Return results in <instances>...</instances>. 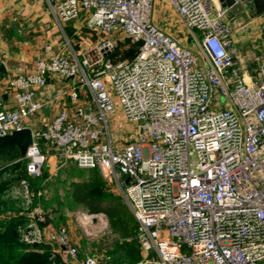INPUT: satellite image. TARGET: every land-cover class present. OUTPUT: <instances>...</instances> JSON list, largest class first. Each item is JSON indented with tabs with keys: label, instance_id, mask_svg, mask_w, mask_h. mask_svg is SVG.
Wrapping results in <instances>:
<instances>
[{
	"label": "built area",
	"instance_id": "1",
	"mask_svg": "<svg viewBox=\"0 0 264 264\" xmlns=\"http://www.w3.org/2000/svg\"><path fill=\"white\" fill-rule=\"evenodd\" d=\"M46 1L64 19L86 11L84 25L104 36L82 58L46 43L32 71L7 77L0 96L12 101L0 100V136L32 128L28 176L41 174L51 151L61 164L101 170L135 215L146 253L138 263L85 253L68 222L47 242L49 264L58 254L72 264H264V52L249 69L232 41L230 7L167 0L190 46L155 20L157 0ZM236 1L245 11L254 0ZM126 38L136 52L118 57ZM51 75L72 80L61 95L73 107L32 126L50 102L38 91ZM117 109L128 131L112 119ZM28 176L20 179L27 208L35 195ZM26 216L22 239L46 242L43 210Z\"/></svg>",
	"mask_w": 264,
	"mask_h": 264
},
{
	"label": "crops",
	"instance_id": "2",
	"mask_svg": "<svg viewBox=\"0 0 264 264\" xmlns=\"http://www.w3.org/2000/svg\"><path fill=\"white\" fill-rule=\"evenodd\" d=\"M254 13V6H249L247 10L238 14L232 10L229 13L230 16L237 18L235 31L232 34L233 44L238 49L241 59L249 64V69L256 66L255 56L264 52V13L258 15ZM87 16L88 13L82 10L78 16L64 19L51 11L46 0H0V66L5 65V71H0V89L6 92L7 77L17 72L33 70L36 60L46 54L44 49L46 43L52 45L51 52L71 51L82 58L104 36L100 30L90 29L84 25ZM175 18V11L168 1L157 0L155 20L173 32L183 43L193 46L190 33L188 36L181 35L180 29L185 26ZM122 45L120 47L126 50L128 44L122 43ZM122 49L118 51V57L129 58L135 53L127 56ZM71 85V79L49 76L47 84L38 91V97L49 99L50 102L30 120L29 124L43 126L55 113L62 109H71L73 103L69 96L61 95ZM59 94L61 97H56ZM1 99L4 103L10 102L12 96L5 93L0 97ZM47 160L52 167L49 174L51 176L60 160L52 151L49 152ZM5 169L7 170L8 167L3 170Z\"/></svg>",
	"mask_w": 264,
	"mask_h": 264
},
{
	"label": "rangeland",
	"instance_id": "3",
	"mask_svg": "<svg viewBox=\"0 0 264 264\" xmlns=\"http://www.w3.org/2000/svg\"><path fill=\"white\" fill-rule=\"evenodd\" d=\"M188 33L189 31L186 27L180 29L181 35L188 36ZM122 43H124V45L128 44L126 50L121 48L123 46ZM122 43L119 44V47H121L118 48V51L122 49V52H124L125 55L128 54L131 56L135 50L133 46L131 47L132 43L130 39L126 38ZM118 51L116 56H118ZM112 119H115L123 129L127 131L129 130L128 123L124 119L120 109H117ZM11 159L10 155L0 152V167L9 163ZM54 167L55 165L53 168ZM51 168L52 167L46 158L42 165L41 172V174H43V182L40 181L39 184L32 185V191L34 193L37 191L41 192V194L36 195V206H30L28 208L26 205L18 206L19 212L23 214H26L29 209L37 207H40L43 210L45 221L42 227L44 237L46 236V242H48L49 239L57 241L59 227L69 222L72 241L75 242L80 250L85 253H97L105 259L117 263H138L145 259L146 253L142 251L136 239V217L124 202L117 186L114 183L107 181L101 170L80 168L69 160L63 162V164L59 162L53 170L54 174H51L50 176ZM14 170L15 171L9 173L8 170L1 169L0 179L4 180L5 178H10L14 183H17L19 179L17 178V175L19 176L23 173L22 166L17 165ZM4 176L5 178L3 179ZM97 177H101L104 189L118 195L123 204V223L118 228L112 226L110 217L103 211L95 213L101 214L98 218H91L88 221L83 220V215H89V210L85 205L76 202L71 195L74 181ZM49 253L51 254V252ZM55 260L58 264H71V261H68L63 254H58Z\"/></svg>",
	"mask_w": 264,
	"mask_h": 264
},
{
	"label": "trees",
	"instance_id": "4",
	"mask_svg": "<svg viewBox=\"0 0 264 264\" xmlns=\"http://www.w3.org/2000/svg\"><path fill=\"white\" fill-rule=\"evenodd\" d=\"M131 43V47L133 46L135 49L137 44ZM42 149L46 151L45 146ZM0 152L8 154L12 158L9 164L1 166L0 170L8 167L7 170L11 173L15 171L17 165H21L23 170V173L17 175L19 178L17 183H14L10 178L0 181V264H49V243L29 244L21 237V228L28 221L26 214L20 213L18 207L19 205L25 206L21 195L20 179L28 176L27 160L23 158L17 147L0 148ZM42 177L43 174L35 177L28 176L31 189L32 185L39 184L40 181L43 182ZM37 192L33 197L31 207L37 204ZM71 195L76 202L85 205L89 212H105L110 217L113 227L118 228L122 225L124 207L120 197L104 189L101 177L74 181Z\"/></svg>",
	"mask_w": 264,
	"mask_h": 264
},
{
	"label": "water",
	"instance_id": "5",
	"mask_svg": "<svg viewBox=\"0 0 264 264\" xmlns=\"http://www.w3.org/2000/svg\"><path fill=\"white\" fill-rule=\"evenodd\" d=\"M223 6L230 7L232 12L238 14L243 11V6L237 3L236 0H221ZM253 6L255 9V15L264 13V0H254ZM5 65L1 64L0 71H5ZM33 131L31 127H25L20 130H14L11 133L0 136V148H12L17 147L20 154L24 156L28 147L33 143ZM91 212L88 211V214ZM95 219V218H94Z\"/></svg>",
	"mask_w": 264,
	"mask_h": 264
},
{
	"label": "bare ground",
	"instance_id": "6",
	"mask_svg": "<svg viewBox=\"0 0 264 264\" xmlns=\"http://www.w3.org/2000/svg\"><path fill=\"white\" fill-rule=\"evenodd\" d=\"M100 216H101V214H95V213H92L89 215L85 214V215H83L82 219L88 221L91 218L94 219V218H98Z\"/></svg>",
	"mask_w": 264,
	"mask_h": 264
}]
</instances>
